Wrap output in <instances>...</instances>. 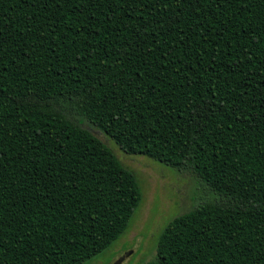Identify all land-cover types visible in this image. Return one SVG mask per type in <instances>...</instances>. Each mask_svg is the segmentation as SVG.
Masks as SVG:
<instances>
[{
	"label": "trees",
	"instance_id": "1",
	"mask_svg": "<svg viewBox=\"0 0 264 264\" xmlns=\"http://www.w3.org/2000/svg\"><path fill=\"white\" fill-rule=\"evenodd\" d=\"M202 199L143 264H264V0H0V264H84L141 194Z\"/></svg>",
	"mask_w": 264,
	"mask_h": 264
},
{
	"label": "rangeland",
	"instance_id": "2",
	"mask_svg": "<svg viewBox=\"0 0 264 264\" xmlns=\"http://www.w3.org/2000/svg\"><path fill=\"white\" fill-rule=\"evenodd\" d=\"M91 132L134 174L141 200L126 231L84 264H143L153 257L162 228L197 204L202 193L189 172H178L143 156L126 155L104 135Z\"/></svg>",
	"mask_w": 264,
	"mask_h": 264
}]
</instances>
